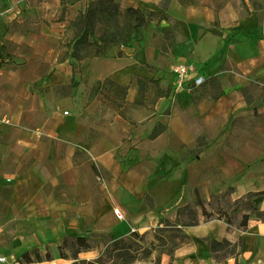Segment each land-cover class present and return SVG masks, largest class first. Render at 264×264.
Listing matches in <instances>:
<instances>
[{"label": "crops", "instance_id": "1", "mask_svg": "<svg viewBox=\"0 0 264 264\" xmlns=\"http://www.w3.org/2000/svg\"><path fill=\"white\" fill-rule=\"evenodd\" d=\"M88 1L0 0V44L4 43L7 54V63L0 67V117L8 120L0 122V254L9 264H22V255L29 256L34 248L51 259L24 264H71L74 260L58 255L57 246L64 236L78 237L89 231L118 239L132 230L142 233L154 229L161 217H173L179 206L193 199L195 188L202 197L228 186H233V197L264 191V24L259 23L252 7L248 4L247 13L240 0H223L217 9L212 4L183 6L171 0L166 12L176 21L178 31L167 56L154 47L153 32L168 24L152 23L142 30L139 42L122 47L123 56H116L112 48L108 56L73 61L78 65L75 69L68 59L57 61L55 53L69 21ZM120 3L123 8H161L160 0ZM226 36L237 41L227 43ZM182 62L191 65L193 74L203 75L207 86L214 83L209 90L215 92L192 98L189 85L179 89L163 67ZM145 63L152 64L155 71L146 69ZM45 64L49 71L63 66L70 73V83L73 76L79 86L86 84L85 98L95 81L109 78L128 87L125 99L131 103L137 95L136 83L131 81L134 74L158 78L160 86H169L171 93L154 100L149 114L143 108L132 109L130 117L135 125L118 115L112 105L108 107L112 114L98 115L96 98L88 101L73 128L65 129L60 119H53L44 122L40 130L16 111V106L27 92L41 100L32 92V85ZM87 75L89 82L84 81ZM245 86L250 87V104L241 90ZM177 92L179 99L173 95ZM168 108L171 111L166 116ZM249 121L255 122L254 128L242 127V122ZM157 122L166 128L149 139ZM141 126H147V131L137 135ZM91 127L98 134L89 139ZM167 135L174 140L176 160L165 169L167 149H159L160 155L159 151L150 152L149 147ZM198 136L204 137L206 145L194 158H187L182 151L196 149ZM124 139L127 142L122 144ZM118 152L133 160L124 166L116 159ZM88 161H94L109 176L99 178L97 202L90 186L97 174ZM147 194L152 205L144 200ZM255 203L264 208V195ZM8 222L13 224L10 238L4 229ZM226 228L221 220L186 227L190 241L178 247L171 260L162 253L156 263L153 249L149 257H138V251L136 259L127 264H235L233 257L218 263L206 256L207 237L222 240ZM240 235L237 264H264V222L253 220L246 231L235 230L228 238L233 241ZM97 257L83 256L80 260Z\"/></svg>", "mask_w": 264, "mask_h": 264}, {"label": "trees", "instance_id": "2", "mask_svg": "<svg viewBox=\"0 0 264 264\" xmlns=\"http://www.w3.org/2000/svg\"><path fill=\"white\" fill-rule=\"evenodd\" d=\"M170 1L160 0L161 8L159 10H146L139 6L123 8L120 0H89L85 8L79 10L68 23L64 40L59 43V61L68 59L72 64L73 61H80L88 57L108 56V52L112 48L116 49V56H123V46H127L132 41L139 42L144 28L150 27L152 23L159 25L161 22H166L168 26L162 27L159 32H153V43L160 54L167 56L168 51L176 42L178 31L176 21L166 12ZM176 1L183 6L196 3L195 0ZM240 2L247 13H250L249 4L252 11L258 14L259 23L264 24V0H240ZM222 4L223 0L218 5L213 6L217 9ZM213 25L217 26L218 21L214 20ZM208 31L221 35V32L215 28H208ZM225 40L227 43L237 41L229 36H226ZM6 55V47L2 42L0 44V67L7 63ZM144 67L150 71H155L152 64L145 63ZM72 73H75V69H72ZM131 81H134L137 86L136 98L131 103L125 99L128 87L109 78L95 81L89 88L87 99L88 101L96 99L100 89L106 87L107 98L114 106L117 114L130 124L135 125L136 123L130 117V111L144 107L147 92L152 91L154 101L159 97H168L171 89L169 86L161 87L158 78L134 74ZM76 84L77 81L72 76L71 85L75 86ZM249 88V86H245L241 89L248 104L252 101V97L248 94ZM262 96L264 99V89ZM125 109L129 110L127 115ZM170 111V108L166 109L164 115L168 116ZM254 113H256L255 108ZM165 128L163 123L157 122L147 137L154 139ZM197 144L198 147L192 151L199 153L206 145L204 137L198 136ZM75 153L77 154L79 151L76 150ZM232 193L233 186H228L224 190L210 193L208 197H202L198 189L195 188L194 198L179 206L173 217H161L154 229L142 233L132 230L128 235L118 239H114L112 235L105 236L106 234L102 232L96 233L95 235L100 239L104 240V237H108L106 242L109 243V246L92 261H77L81 248L74 236H64L60 240L57 246L58 255L60 258L74 260L71 264H127L136 259L138 251L143 252V257H149L152 250L155 249L157 253L155 262L158 263L160 254L169 255L171 260L175 250L190 241V237L185 231L186 227L211 220H221L227 225V235L222 240L207 237L209 248L206 256L218 263L233 257L235 264H237L242 236L240 235L232 241L228 235L235 230L246 231L253 220L264 222V208L255 203V199L264 195V191H248L238 197H233ZM144 200L147 204L152 205L150 195L147 194ZM111 251L113 254H110ZM129 257H134V259L128 260ZM50 259L47 253H42L39 249L34 248L30 251L29 256L23 254L20 262L24 264L30 260L38 262Z\"/></svg>", "mask_w": 264, "mask_h": 264}, {"label": "rangeland", "instance_id": "3", "mask_svg": "<svg viewBox=\"0 0 264 264\" xmlns=\"http://www.w3.org/2000/svg\"><path fill=\"white\" fill-rule=\"evenodd\" d=\"M195 2L197 3H201V4H207V5H218L220 2H222V0H195ZM124 5V4H123ZM64 40V35L62 36L61 41ZM50 53H53L52 51ZM57 54L56 56V60L59 61V56H60V49L58 46V51L55 53ZM170 58V57H169ZM50 59L52 61L55 60V57H53V55H51ZM168 59V58H167ZM169 60V59H168ZM21 62H17V65H19ZM175 63H166L163 67L165 75L166 73L169 74L167 75L168 78H170L173 81H177V78L175 77V75L172 73L171 68ZM72 65L75 69L78 68V65L75 64L74 62H72ZM68 67V65L66 66ZM48 66L47 64L44 65V70L39 72L36 75V79H34V83L32 85V92L33 93H38L39 97L41 98V100H37L36 96H29L26 94V97H23V102L18 103V105L16 106V111H18L19 113H21L23 116L26 115L27 117H29V119H31L33 121V125H35L34 127L36 129L40 128V130H42L43 127H45L44 122L49 121V120H53V119H60L61 120V124L63 127H65V129H71L74 126V122L75 119L79 116H83V111L85 110L87 104L89 103L87 98H85V95L87 94V89L85 91L84 88H87L86 84H82L81 86H79L78 82L75 86L71 85L70 83V73L69 71H66L64 69L63 66L59 65V66H54V68L49 71L47 70ZM192 70V68H191ZM91 70L87 71V73H90ZM193 72V70H192ZM77 74V73H76ZM38 78L39 81H36ZM49 79H51V81H48ZM47 80V82H46ZM91 80V78L87 75L86 78L84 79V81L89 82ZM50 82V83H49ZM178 82V81H177ZM85 83V82H84ZM171 82H169L168 84H170ZM178 85L179 82H178ZM190 86V88H192V91L190 94H192V98H198L200 96L203 95H207L210 94V92H215V91H210L209 88L210 86L214 87V83L211 85H206L205 83L202 84L201 86L195 87L192 86V84H188ZM184 85H181L179 87V89L184 88ZM172 88V85H171ZM253 90L255 89L256 91V87H252ZM80 91V92H78ZM212 93V94H213ZM211 94V95H212ZM109 96L111 94H108ZM174 97L176 99H179L180 94L177 93H173ZM176 95V96H175ZM111 98H114L113 96H111ZM97 101L95 102V104H97V109H96V113L99 115H103V116H109L110 114H112L113 112L108 108L109 106L112 105V103L108 100L107 98V88L104 87L102 89H100V93L97 96ZM113 106V105H112ZM111 106V107H112ZM154 106V101H153V95H152V91L149 90V92H147V98H146V102L143 108L144 113L149 114L150 111L153 109ZM114 107V106H113ZM64 111H69L68 115H63ZM126 111V112H125ZM125 114L127 115V113L129 112L128 109H125ZM85 116V115H84ZM44 118V121H43ZM85 118H90L87 116H85ZM237 123H239V121H236ZM235 121H232V125H234ZM242 127L248 128V129H252L255 127V122L254 121H249V122H242ZM147 131V126H141L138 131L136 132L137 135H144ZM210 131V130H209ZM88 138L92 139L93 137H95L98 134L97 129L91 127L90 130L88 131ZM127 140L124 139L122 140V144L126 143ZM174 140L171 138V136H165V138H163L162 140L156 142L155 144H153L152 146L149 147L150 152H157L159 151V149L161 148H166L167 152H165L164 154V168H170L169 166L176 160V152H175V148L176 146L174 145ZM146 147V146H144ZM160 152V151H159ZM183 155L186 156L187 158H194L195 156V151H188L186 149H184L182 151ZM160 155H162V152L159 153ZM82 159V156H79ZM116 159L122 163L124 166L128 165L130 163V161H132L133 159H128L125 157L124 154L118 152L116 155ZM88 163L90 164V166L92 167V169L96 172L97 176H94L91 179V188L92 191L95 195L96 198V202H97V195H98V185H99V178L101 177H108V174L106 173V171L100 169V166L98 164H96L94 161H88ZM148 200V199H146ZM5 231H6V235L8 238H10L11 236V232L13 230V224L11 222H8L5 224L4 227ZM141 233V232H140ZM96 233L93 232H86L81 236H76L77 238V242L80 245V252L78 254L79 258L77 259V261H80V257H90V256H94V255H99L102 251H104L108 246L109 243H107V238L108 237H104L103 239H100L97 235H95ZM109 236V233H106L105 236ZM105 241V242H104ZM147 244V243H145ZM148 246V245H146ZM93 254V255H87V254ZM110 254H113V252L111 251ZM3 255V254H0ZM143 252L140 253L138 255V257H143ZM5 256V255H4ZM6 257V256H5ZM129 259H134V257H129ZM85 260V259H84ZM93 260V259H91ZM89 260H85V261H91ZM123 260V259H122ZM56 262V261H55ZM31 263V261L29 262ZM57 264H59L58 262H56Z\"/></svg>", "mask_w": 264, "mask_h": 264}, {"label": "built area", "instance_id": "4", "mask_svg": "<svg viewBox=\"0 0 264 264\" xmlns=\"http://www.w3.org/2000/svg\"><path fill=\"white\" fill-rule=\"evenodd\" d=\"M172 73L177 78V81L181 85L192 84V86L198 87L201 86L205 77L201 74H193L191 70V65L186 62L176 63L171 68ZM67 111L64 112L66 114ZM0 122L7 123L8 120L4 117H0ZM118 217H122L121 214L118 213V210L115 211ZM9 260L4 255H0V264H9ZM12 264H17V262H13ZM52 264H55L52 262Z\"/></svg>", "mask_w": 264, "mask_h": 264}]
</instances>
